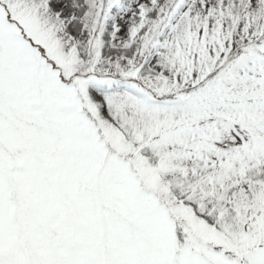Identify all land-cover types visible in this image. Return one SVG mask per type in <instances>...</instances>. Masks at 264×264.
<instances>
[{
	"label": "snow or ice",
	"instance_id": "6c2138e0",
	"mask_svg": "<svg viewBox=\"0 0 264 264\" xmlns=\"http://www.w3.org/2000/svg\"><path fill=\"white\" fill-rule=\"evenodd\" d=\"M0 264H264V0H0Z\"/></svg>",
	"mask_w": 264,
	"mask_h": 264
}]
</instances>
